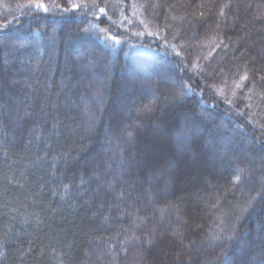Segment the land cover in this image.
I'll return each mask as SVG.
<instances>
[{
    "label": "trees",
    "instance_id": "1",
    "mask_svg": "<svg viewBox=\"0 0 264 264\" xmlns=\"http://www.w3.org/2000/svg\"><path fill=\"white\" fill-rule=\"evenodd\" d=\"M38 2L50 11L30 7L33 0H0L7 25L0 29V264H153L175 250L169 233L177 227L200 245L194 264H219L221 249L204 242L207 230L220 220L230 227L235 206L264 189V21L256 19L264 0H95L106 15L93 0ZM184 85L194 91L174 102ZM154 95L156 111L137 113ZM192 114L182 129L190 150L177 153V129ZM151 123L159 125L154 138L145 133ZM169 135L173 151L156 165L161 150L153 145L152 155L143 146ZM216 154L218 177L187 165L188 155L204 168ZM149 165L157 173L145 174ZM244 166L250 177L234 185ZM157 209H166L163 218ZM135 216L147 218L137 234L164 233L143 259L131 248L125 256L119 243ZM239 232L259 251L264 200L244 214ZM235 253L247 258L244 246Z\"/></svg>",
    "mask_w": 264,
    "mask_h": 264
},
{
    "label": "snow or ice",
    "instance_id": "2",
    "mask_svg": "<svg viewBox=\"0 0 264 264\" xmlns=\"http://www.w3.org/2000/svg\"><path fill=\"white\" fill-rule=\"evenodd\" d=\"M84 7H89L88 4H84ZM229 5H225L224 7H228ZM30 7H34L37 10H42L43 12L47 13L50 11L49 7L46 6L43 2H38V0H33V3L30 5ZM81 5L79 4H72V8H79ZM93 8H98L101 13L107 14L105 12V8L101 7L99 4L95 3V0H93V3L91 5ZM68 9H65L67 11ZM220 16H224V10L221 8L220 10ZM201 16L204 15V13L200 14ZM111 19V17H109ZM257 20L264 21V12L260 13L257 17ZM143 23V22H142ZM7 27V25L0 24V29H3ZM145 28H147V25H145ZM84 31H88V29H84ZM101 31L106 32L107 29H101ZM152 34V33H149ZM137 35H141V33H137ZM113 41H115L116 44H120L121 41L116 37L112 36L110 37ZM20 48L27 47V42H21L17 45ZM173 49H175V45H171ZM203 70V69H201ZM259 79L264 80V75H260ZM241 81L248 80V75L245 73L243 76L240 77ZM241 85L239 83L236 84V87H240ZM215 87V86H213ZM253 87H255V84L253 83ZM221 95H223L222 89H216ZM194 91V89L188 87L187 85H184L182 90L179 93H176L173 97L174 102L179 103L182 98L187 95L188 92ZM104 95V91L102 88L97 89L95 93H93L92 100L96 103H99L102 101ZM233 95H235V91H233ZM159 99L158 97H155L148 104L143 105L142 107H139L136 109L137 113L139 114H149L154 111H156V100ZM165 100H167V97H165ZM228 103H231V101H227ZM88 107L87 102H85V108ZM189 119L195 120L196 116L195 114H192L190 117L185 116L184 117V123L180 125V128L177 129L176 132V145H175V151L177 153H185L190 150L191 147V137L189 135V132L182 129H187L188 125L186 121ZM203 119H207L204 117ZM94 127V123L90 120L88 130L90 131ZM129 140H131V133L128 134L127 137ZM54 159H59L58 157H54ZM251 175V169H249L247 166L244 167H237L235 169V175L233 178V184H240L243 181L247 180ZM81 183L83 184L84 181L82 180ZM65 189H68V185L64 186ZM122 195V194H121ZM264 200V189L257 191L255 195H251L247 201H245L242 205L237 204L235 206V216L233 217V221L231 226L225 224L223 220H220L219 224H216L215 228H209L205 234V243H211L215 244L218 247H220L221 251L217 255V261L219 264H264V244H261L259 247V251H256L253 247H248L244 244V234L239 232V221L244 217L245 213L250 212L252 210L256 203ZM220 206V197H217L214 202L211 203L210 207L212 209H217ZM102 207V205H101ZM160 214L161 218H163L166 209H157ZM138 211V210H137ZM131 215V214H127ZM178 220H182L184 224L187 223L186 220H184L179 215L177 216ZM107 220V218H105ZM219 220L220 218L217 217ZM215 223V221L213 222ZM147 225V218L145 217H139L135 216L132 220L131 227L127 230L126 234L123 236V239L119 241L121 250L127 256V253L129 251V248L133 249L138 256L143 259V254L147 251H150L153 247H158V242L163 240L164 233L163 232H157L155 228L149 229L147 231H141L140 234H137L138 230L144 229ZM199 227V226H197ZM171 239L174 241V249L169 248L167 251H164L163 257L157 259H154L153 264H194L195 257L191 255L192 251L199 250L200 245H197L195 240H187L186 242V236L184 231H182L179 227L174 228L169 233ZM244 246L247 248V258H238L234 259L233 257L236 255L235 248ZM116 248L115 244H110L107 251L109 253H112L113 257H115L117 254L114 252V249ZM230 249L231 254H230ZM171 256V261H169L168 257ZM99 258V257H98ZM4 259V253L0 252V261Z\"/></svg>",
    "mask_w": 264,
    "mask_h": 264
},
{
    "label": "rangeland",
    "instance_id": "3",
    "mask_svg": "<svg viewBox=\"0 0 264 264\" xmlns=\"http://www.w3.org/2000/svg\"><path fill=\"white\" fill-rule=\"evenodd\" d=\"M130 49H131V51H130L131 53H136V52H139V53L140 52L141 53H148L149 52L150 53V51L146 50L144 47L131 46ZM158 129H159V125L151 123L150 127L148 128V130L145 131V133L148 135V136L147 135L146 136L150 137V138H154L156 136L155 133L158 132L157 131ZM172 141H173V139L171 138L170 135H169L168 138L165 137V139L163 138V139L159 140L158 142H154V141H152V139L149 140V141L147 140V142L143 146V149H144V152L146 151V152L152 154L153 145H154L156 150H157V148H159L161 150V152H157L155 155L152 154L154 156L155 160H157V164L156 165H158V164L159 165H163L164 163L167 164V158H169V156L165 157L164 154L168 153L170 151V149L173 151V148H172L173 142ZM141 150H142V148H141ZM141 154L139 153L140 156H141ZM162 155H164V156H162ZM140 156H138V158H137L138 159L137 165L138 164H144V160L142 158H140ZM179 157L182 158L181 155H178V158H177L178 160L180 159ZM218 158H219V155H217V154H216V156L212 155L211 158H208L209 161H208V164L205 165L206 167L202 168L203 166H201L200 162H198L196 160H192V158H190V156L188 155V157H187V165L189 167H191V170L196 171L197 168H198V170L203 171V169H204L205 172L210 171L209 173H211L214 176L218 177V174H219L218 170L220 169L219 165L217 164V159ZM166 164H164V165H166ZM225 167H227V166H225ZM157 168L158 167H154V166L152 167L151 165L146 166L145 174L147 172H148V174H150L153 171H154V173H157L156 172ZM150 169H152V172H150ZM193 177H195V176L194 175L192 177L189 176L188 177V182L193 180L194 179ZM187 186L189 188H191L192 185L187 184ZM199 202H201V201H199ZM93 219H94V217H93ZM163 253H164V251L162 252L160 258L163 257ZM84 257L87 258V255L84 256ZM168 259L170 260L171 256H169Z\"/></svg>",
    "mask_w": 264,
    "mask_h": 264
}]
</instances>
